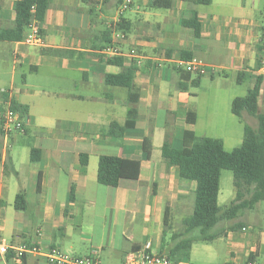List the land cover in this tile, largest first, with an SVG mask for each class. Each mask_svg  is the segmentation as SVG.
I'll return each mask as SVG.
<instances>
[{
  "label": "crops",
  "instance_id": "obj_1",
  "mask_svg": "<svg viewBox=\"0 0 264 264\" xmlns=\"http://www.w3.org/2000/svg\"><path fill=\"white\" fill-rule=\"evenodd\" d=\"M16 1L0 0V31L15 28ZM150 1L132 0L120 14L119 0H48L43 21L30 22L41 32L42 46L0 41V77L7 71L10 78L0 88V93L10 92L5 106L10 98L28 108L22 117L23 132L6 137L0 132V239L42 251L28 254L20 263L0 257V264H49L44 254L51 248L69 256H95L101 264H121L127 254L148 243L152 253L166 255L170 237L184 234V229L176 230L193 211L195 183L180 179L178 169L165 162L162 144L169 135L173 145L181 148L183 133L196 135L200 120H216L220 103L228 110L226 116L235 117L231 102L244 96L240 89L246 82V92L253 88L256 77L262 78L263 95L264 0H211L208 5H196L197 36L181 24L191 16L187 2L173 0L169 9H153ZM120 19L128 21L130 29L123 33L124 41H112L122 51L116 57L121 65H114L94 48L101 44L102 32ZM131 49L137 58L130 56ZM193 58L208 66V73L196 84V76L183 70V63ZM23 67L27 75H21L20 89L15 77ZM129 68L133 69L131 88L105 83L108 75ZM221 82L230 92L220 91ZM96 86L101 89L98 101L109 107L99 116L92 96ZM190 87L200 94L192 93ZM120 90L124 116L117 118L108 112ZM159 113L164 117L161 125ZM239 118L232 136L236 145L242 142L245 125L257 126L256 119L246 113ZM127 121L133 126L122 137L111 139L104 134L111 123L122 126ZM215 131V139L229 141L225 137L230 128ZM148 137L152 149L144 158L143 141ZM110 144L112 150L103 149ZM32 149L40 151L35 162L30 161ZM81 155L88 156L85 167ZM102 155L139 161L138 180H121L115 188L99 185L97 163ZM9 174L13 177L6 179ZM18 194L26 201L23 211L14 208ZM232 226H216L214 240L198 242L208 254L206 264H213L212 258L220 255L224 261L218 264L245 263L249 255L255 256L256 264H264L260 259L264 233L256 228L245 234L244 227L241 231ZM196 244L185 264L198 263L193 257Z\"/></svg>",
  "mask_w": 264,
  "mask_h": 264
},
{
  "label": "trees",
  "instance_id": "obj_2",
  "mask_svg": "<svg viewBox=\"0 0 264 264\" xmlns=\"http://www.w3.org/2000/svg\"><path fill=\"white\" fill-rule=\"evenodd\" d=\"M124 0H119V5ZM190 6V18L182 20L184 27L191 28L197 36L200 30L198 17L193 10L196 5H208L211 0H182ZM173 0H151L150 7L153 9H169ZM49 7L48 0H18L15 2L14 25L12 30H1V42H20L26 35L27 28L32 19L42 22L44 14ZM130 29V23L120 19L115 25L104 30L98 38L99 46L94 48L102 51L112 42L114 31L126 34ZM41 33V32H40ZM108 63L121 65L120 58L108 60ZM187 74V73H186ZM190 75V74H188ZM197 76L193 81L196 84ZM240 75L237 76L239 82ZM133 69L124 70L118 75H108L105 83L110 86L131 88ZM261 84L262 78L256 77L255 84L245 96L236 97L231 102V113L240 117L242 113L256 119L257 126L252 128L244 126L241 144L231 151L224 149L222 140L208 137H197L191 132H184L182 147L176 148L169 135L165 136L161 147L162 158L169 166L178 169L179 178L195 183L193 192L194 203L191 215L182 221L184 234L174 233L170 237L172 242L167 250V258L174 262L187 261L191 247L194 243H209L217 236L212 230L221 221L236 219L244 210H252L257 204L264 202V112L261 110ZM7 94L0 93V113L4 110ZM133 102V101H132ZM10 109L25 117L28 108L25 105L10 102ZM130 116H133L131 111ZM133 118V117H132ZM131 121L124 125L111 123L104 134L111 139H117L124 135L127 128L132 127ZM152 149L151 137L143 141V157ZM39 150L32 149L30 161L35 162ZM81 165L85 167L88 162L87 155H81ZM6 167V166H5ZM222 171H230L233 175V187L235 196L228 207L221 209L218 206L219 183ZM140 173V162L115 156L102 155L97 163V183L106 187H117L121 180H138ZM245 195H249L246 199ZM69 200H73V191L70 192ZM26 201L23 194L15 198L14 208L23 211ZM167 214V210L165 212ZM166 217V215H165ZM245 227L243 223H236L232 230H241ZM197 230V235H190ZM161 255V254H160ZM6 259L10 260V256ZM25 257L22 259V261ZM247 261L255 262V256L249 255Z\"/></svg>",
  "mask_w": 264,
  "mask_h": 264
},
{
  "label": "rangeland",
  "instance_id": "obj_3",
  "mask_svg": "<svg viewBox=\"0 0 264 264\" xmlns=\"http://www.w3.org/2000/svg\"><path fill=\"white\" fill-rule=\"evenodd\" d=\"M263 5V4H262ZM261 12L263 11V6L260 10ZM264 15V14H263ZM127 17V14H126ZM18 72L16 73V77H15V84L18 88H22V83H21V79H22V74L27 75V69L25 67H23L22 69H18ZM219 76L216 75L215 78H218ZM31 79V78H30ZM10 78L9 75L7 74V71H5L3 73V76L0 77V88L1 87H6L9 82ZM223 83V85L220 87V91H222V93L225 92H230L228 85L226 84V82H221ZM42 84V83H41ZM249 87V84L246 82L242 87H241V92H243L241 95H246V91ZM235 90H238L237 87H235ZM100 86H96L94 91L92 92V96L95 98V103H94V107H95V115L99 116L100 114H105L107 111L108 104L104 103H100L98 101V99L100 98ZM190 91L192 93L195 94H200L199 89L197 88H192L190 87ZM123 91L120 90V93H118L117 95V99H116V104H112L110 107H113V109L111 111H109V114H113L115 115L117 118L121 115L124 116V107H123ZM19 95V94H18ZM39 97L43 98L44 95H39ZM243 97V96H241ZM204 100V99H203ZM54 102L56 103V100H54ZM221 102V101H220ZM262 108L261 110H264V93L262 95V99H261V105ZM106 107V109H105ZM202 111H203V105H200ZM222 104L220 103L219 106L217 107V119H213L210 122L207 123V121H205V118H203L202 120H200L198 122V124L196 125V136L197 137H203L206 136L208 138H212L215 139L214 137L217 135L216 134V128H221V130L223 131L225 127L230 128V132L229 134L225 137L223 145H224V149L227 151H231L234 148L238 147L239 144L236 145V143L233 142L232 140V136L235 134L236 132V125L234 124L237 123L238 121H241L239 117H232V119H230L228 116H226V113L228 115V110L224 109V107L222 108ZM264 112V111H263ZM207 113V112H204ZM230 116V115H229ZM164 117L162 113H159V117H158V125H161L163 123ZM244 130V129H243ZM34 131V130H33ZM32 130L30 133H34ZM243 139V138H242ZM242 141V140H241ZM11 144V143H10ZM9 144V145H10ZM235 144V145H234ZM114 147L113 144L108 145V147H103L106 148L108 151L112 150ZM10 150V148H9ZM11 175V174H9ZM6 176V179H10L13 176ZM8 177V178H7ZM235 196V189L233 187V175L230 171H222L221 172V176H220V183H219V196H218V206L221 209H224L225 207H228L230 205V203L232 202V200L234 199ZM245 198L248 199L249 195H245ZM236 223H243L245 224V229L246 232H242V233H251L254 230L256 231V228H259V230H261L264 233V202H261L259 204H257L252 210H244L243 213L241 215H239L236 219H232L230 221H221L217 226H228V225H234ZM179 230H183V227H181L180 223L179 226L177 228ZM215 230H212V233ZM242 231V230H241ZM194 235L198 234V231L195 230L193 231ZM249 235V234H247ZM204 245H202L201 243H197L195 245V249L193 251V257L195 259L196 262H198L199 264H206L207 261L209 260L208 258V254L206 251H203L202 248ZM218 256V255H217ZM216 258V257H215ZM212 258L214 260L211 261V263L213 264H218V263H222L224 260H221V255L219 257H217L216 259ZM260 259L264 262V254H262V256H260ZM197 263V264H198ZM246 263V261H245ZM227 264V263H224Z\"/></svg>",
  "mask_w": 264,
  "mask_h": 264
},
{
  "label": "built area",
  "instance_id": "obj_4",
  "mask_svg": "<svg viewBox=\"0 0 264 264\" xmlns=\"http://www.w3.org/2000/svg\"><path fill=\"white\" fill-rule=\"evenodd\" d=\"M132 4V0H124L119 6L118 12L121 14L127 10ZM35 23H31L28 26V33L25 35L22 41L19 42L25 46H42V35ZM125 35L121 32L114 31L112 35V41H124ZM110 44L104 48L102 54L109 58H116L122 55L118 45ZM261 52L264 53V23L262 25V33L260 38ZM130 56L137 58L138 55L135 49H131ZM183 70L193 76H204L208 73V66L204 64L202 60L191 59L183 63ZM8 94L9 91H3ZM24 131L23 118L18 112L10 109V98L6 104L4 110L0 113V132L4 137L9 134ZM42 251L38 246H12L5 243L0 239V257L6 258L10 256V259L20 263L24 257L28 254L39 255ZM45 260L49 264H101L100 260L95 256L76 257L69 256L60 252L57 248H51L44 254ZM121 264H185L184 262H174L167 258L166 255H160L152 253L150 250V244H146L140 251L131 252L127 254ZM227 264H256L253 261H246V263H227Z\"/></svg>",
  "mask_w": 264,
  "mask_h": 264
}]
</instances>
